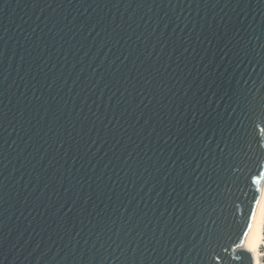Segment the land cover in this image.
Here are the masks:
<instances>
[{
    "label": "water",
    "instance_id": "obj_1",
    "mask_svg": "<svg viewBox=\"0 0 264 264\" xmlns=\"http://www.w3.org/2000/svg\"><path fill=\"white\" fill-rule=\"evenodd\" d=\"M262 99L264 0H0V264H207Z\"/></svg>",
    "mask_w": 264,
    "mask_h": 264
},
{
    "label": "snow or ice",
    "instance_id": "obj_2",
    "mask_svg": "<svg viewBox=\"0 0 264 264\" xmlns=\"http://www.w3.org/2000/svg\"><path fill=\"white\" fill-rule=\"evenodd\" d=\"M244 99L247 100L246 97ZM241 115L244 120L249 121L253 117H258L259 123H256L254 131L258 130L259 137L249 140L246 129L244 136L239 134L233 136L231 133L227 139L221 136V143L216 145L215 159L211 162L212 177H219L215 184L217 189H220L222 183L225 184V189L211 196L207 207L203 202L200 204L203 211H208L213 203L219 206L221 201L235 197L231 203L234 209L239 210V216L234 217V223L239 226V230L233 238V235L218 229L216 220L209 215L207 222H203L204 236L201 237L198 245L204 253L207 264L213 262L218 264L217 256L222 257L223 260L231 256L240 264H264V127H260V124L264 123V99L259 104L247 102ZM241 127L243 128V124ZM211 144L212 142L209 143V147ZM250 166L255 170L253 171ZM226 167H243L248 171V175L243 181L239 177L233 180L226 173L221 175ZM229 184L234 185L241 192L243 199L236 196V193L228 187ZM209 224L213 226L212 229H209ZM217 247L227 255L218 253ZM231 253L235 255L232 256Z\"/></svg>",
    "mask_w": 264,
    "mask_h": 264
}]
</instances>
